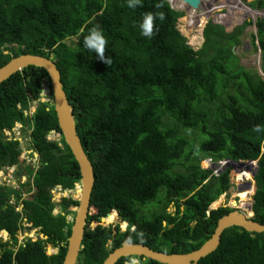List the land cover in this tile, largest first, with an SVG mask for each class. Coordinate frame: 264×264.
<instances>
[{
  "label": "trees",
  "instance_id": "1",
  "mask_svg": "<svg viewBox=\"0 0 264 264\" xmlns=\"http://www.w3.org/2000/svg\"><path fill=\"white\" fill-rule=\"evenodd\" d=\"M250 6L261 9L264 0ZM149 12L157 15L151 38L140 28ZM182 16L167 0H141L135 8L128 7V0H0V67L21 54L52 57L93 166L91 208L77 264H102L124 241L165 253L198 249L218 219L232 211L228 206L209 209L231 184L230 168L216 175L201 167L206 159L257 161L252 212L253 220L264 224V76L240 65L232 51L252 22L227 32L209 21L202 45L194 49L179 28ZM94 26L107 39L110 65L83 46ZM255 26L252 43L264 74V19ZM43 84L49 85V77L36 66L0 84V168L14 165L26 172L20 185L33 186L35 192L24 200L23 215L43 235L14 250L20 213L7 203L13 190L0 187V230L11 237L0 242V264H62L73 224L66 216L74 215L78 204L63 196L53 213L50 191L74 189L80 171L52 101L41 100ZM34 101L38 106L29 113ZM17 123L28 127L35 167L23 166L19 141L6 134ZM258 125L261 131H254ZM51 131L59 140L47 138ZM171 203L174 210L168 212ZM110 211L135 229L103 226L100 218ZM48 244L58 246V253L48 255ZM146 264L159 263L146 259ZM198 264H264V233L227 228L218 248Z\"/></svg>",
  "mask_w": 264,
  "mask_h": 264
},
{
  "label": "water",
  "instance_id": "2",
  "mask_svg": "<svg viewBox=\"0 0 264 264\" xmlns=\"http://www.w3.org/2000/svg\"><path fill=\"white\" fill-rule=\"evenodd\" d=\"M181 1L191 9H199L202 6V0ZM170 6L173 8L171 4ZM174 9L177 10L176 8ZM259 18L261 19V16H259ZM211 22L216 23V21L213 20H211ZM227 31L230 32L232 29ZM232 51L235 53L234 46L232 47ZM28 66L41 67L47 72L49 77V87L52 92V104L56 114L58 127L63 140L69 147L80 171L79 183L75 184V187L79 188L77 192L78 195L74 198L78 201V206L74 207L75 214L73 224L67 239L66 253L62 262V264H77L78 255L83 248L82 240L84 237L91 193L94 186L93 166L88 158L87 152L83 149L80 138L77 134L74 107L70 104L66 93L63 90L60 71L56 67L52 57H44L38 54H21L12 57L6 64L0 67V84L14 73L21 71ZM44 87L45 85L43 84L42 93L45 92ZM247 162L239 161L241 164ZM255 162L256 167L252 173L253 178L258 171L257 161ZM210 206V209H213L212 205ZM248 210L251 213L249 215L240 210H234L223 215L218 219L210 238L207 239L198 249L192 250L188 253H165L153 250L144 244L124 241L120 246L113 249L108 254L102 264H116L120 258L131 255L142 256L156 261L159 264H198V261L201 258L207 256L218 248L221 235L227 228L237 226L247 232L264 233V224L253 220L252 203L249 205ZM107 215H109V213ZM66 217L67 222H69V216ZM125 223V230L134 229V225L131 221H125Z\"/></svg>",
  "mask_w": 264,
  "mask_h": 264
},
{
  "label": "rangeland",
  "instance_id": "3",
  "mask_svg": "<svg viewBox=\"0 0 264 264\" xmlns=\"http://www.w3.org/2000/svg\"><path fill=\"white\" fill-rule=\"evenodd\" d=\"M252 1L253 0H235V2H232V0H202V6L199 9H193L192 11L190 10L191 8L187 7L186 4H184V6H181L179 4L180 3L179 0H176L175 2H171V1L170 2L172 3L171 5L173 8H176L178 9V11L183 13L182 18L179 19L178 21V25L181 31H183L184 35L187 37L188 42L191 43L190 45H193L194 49H197L198 47L202 45L203 43L202 29L210 20L215 21L214 18L216 15H222L225 18L227 17L228 19H231V16L233 14L239 15V18H237L236 22L232 25L231 23L229 24L230 20L228 19L224 21L216 20L215 24L222 25L225 31L229 29L233 30L236 26L241 25L245 23L246 21H251L252 24L247 25L245 29L243 30V32L241 33L239 37L240 42L237 46L234 47V51H235V55L239 59L240 65H242L248 70L256 71L258 74H262L264 76L261 70L260 51L258 49H255L252 43V37H251L253 33H256V26H255L256 20L259 19V16H261V19H264V6L261 9L257 7L252 8L250 6V3ZM202 19L203 21H201ZM199 20L200 22H198L197 24V21ZM192 37H195V41L192 40ZM72 40L74 39H70V41H67V42L70 43ZM195 42H197L198 44L196 45ZM44 85H45L44 87L45 92L42 93L41 100L43 102L44 101L53 102V99L50 98L51 97L50 95L52 94V92L50 91L49 85L48 84H44ZM37 106H38L37 101L32 102L30 105L29 113L35 111ZM6 134H8L9 138L15 135L18 138H22L21 139L22 143H20V147L23 148V151L21 152V158L23 161L25 160L24 165H30L31 167H35L37 165V153L36 155L35 153L32 155V152H34V149L31 147V144H30L28 127L27 126L25 127L16 126L11 132L6 131ZM47 138L56 140V141L59 140L58 134H56L54 131H51L48 134ZM244 162H247V161H244ZM215 164L217 165L216 166L209 165L206 159L201 162V167L203 169H212L216 175L220 174L225 168H230L229 177H230L231 186L227 192L220 195V197L214 201V202L219 201V204H217L216 206H213L214 202L210 204L212 205V208L217 209L218 207L228 206V207H232L235 209H239L245 214L248 213L247 208H245L244 210L239 208L240 200H241L240 193H242V191L244 190L249 191V185L243 186V182L245 181L240 180L241 179L240 174H242L243 171L239 172V170L244 169L246 172L247 171L250 172L249 174L252 176V173L256 167V166L253 167L255 163L244 165L242 166V168H239L238 171H236V169H233L227 166V163L225 162V160L219 161ZM2 171H3V168L0 169V174L2 173ZM4 172H6L7 174V171H4ZM25 174H26L25 171L21 173L19 172L18 176H20L19 178L22 177L24 179L23 181H26V177L24 176ZM18 176L15 175L13 177H8L7 179L0 178V184L7 183L8 185L11 184L13 186H16L18 184V181L17 180L15 181V179ZM245 183L250 184V185L253 184L254 192H255V181H254L253 176H252V180H250L249 182H245ZM78 189H79L78 187H75L72 190H61V188L59 187L53 188L52 195L54 197L55 203L58 204L62 196H66V197L68 196L71 198H75L77 195ZM254 192L252 193V195L248 196V198L250 199V201H248L249 204L252 203ZM213 209H210V210H213ZM59 210L60 208L58 207L56 211H59ZM167 210L168 212H171L174 210V206L172 203L169 205ZM249 214L251 213L249 212L248 215ZM116 215H117L116 212L111 211L110 215H108L107 218L103 220L101 219V224L107 227L108 226L114 227L115 225L120 226L121 224L120 230H124L126 223L124 222L121 223L118 215L117 216ZM73 219H74V215H69V221L73 222ZM94 225L95 223L93 222L91 227H94ZM33 231H34L33 237H35L36 236L35 230H31L30 232L29 230H27L25 232H26V235H28L27 233L33 234ZM19 233H23V232L20 231ZM21 237H22L21 235L19 234L17 235V238H21ZM47 250L49 253L53 251L51 248L48 249V247H47ZM54 250L56 251V249ZM133 261H139V264H145L143 260H139V258L137 257L136 258L132 257L129 261L126 262V264H132Z\"/></svg>",
  "mask_w": 264,
  "mask_h": 264
},
{
  "label": "flooded vegetation",
  "instance_id": "4",
  "mask_svg": "<svg viewBox=\"0 0 264 264\" xmlns=\"http://www.w3.org/2000/svg\"><path fill=\"white\" fill-rule=\"evenodd\" d=\"M211 21V20H210ZM235 47V46H234ZM16 126H21L22 127V125H21V123H17L16 124ZM15 126V127H16ZM18 128V127H17ZM14 129V128H13ZM12 129V130H13ZM14 140H17V141H19V144L20 143H22V138H18V137H16V135L15 136H13L12 137ZM21 150L23 151V148H21ZM35 153V155H36V152L34 151V152H32V155ZM24 167L26 166V165H23ZM1 169V168H0ZM4 171H7V174H6V172H4ZM18 174H19V170H18V167L17 166H3V171H2V173L0 174V178H2V179H7L8 177H13V176H15V175H17L18 176ZM25 177H26V174L24 175ZM20 176H18V177H16V179H15V181L17 180L18 181V184L16 185V186H13V185H8L7 183H3V184H0V187H4V186H9V188H11L13 191H11V192H7L8 193V199H7V203L8 204H10V205H13L18 211H19V213H20V219H21V223H20V228H19V230L17 231V233H16V237H17V235L19 234V235H21L22 237L21 238H17V245L15 246V248H14V250L16 251L17 250V247L18 246H20V245H24V242H26V240H28V239H31V240H36V238H43V235H42V233H40V227H37V228H34V227H32L31 226V224L30 223H28L27 221H26V218L24 217V215H23V210H24V200H27L32 194H34V192H35V189L33 188V186H22V185H20L21 184V182H25V181H23L24 179L21 177V178H19ZM20 182V183H19ZM237 187H239V186H237ZM52 191L53 190H51L50 192H51V195H52ZM16 194H18V195H16ZM63 197V196H62ZM61 197V198H62ZM66 197V196H65ZM68 197V196H67ZM71 198V197H70ZM52 200L54 201V197H53V195H52ZM55 202V201H54ZM76 206H78V204L77 205H75L74 207H76ZM59 207V205L58 204H56L55 205V207L53 208V213L54 214H56L58 211H56V209ZM60 208V207H59ZM91 208V206L89 205V209ZM230 208H232V207H230ZM234 210H239V209H235V208H232V211H234ZM92 211V210H91ZM242 212V211H241ZM109 214L111 213V211L110 212H108ZM107 213V214H108ZM88 214H89V210H88ZM106 214V216H104V217H101L100 218V223H101V219L103 220V219H105L108 215ZM67 216H69V215H67ZM88 216V215H87ZM117 216V215H116ZM67 218V217H66ZM120 219V218H119ZM86 220H87V218H86ZM120 222L122 223V222H124L125 223V221H121L120 220ZM93 224V222L91 223V225ZM118 227H119V229H120V227H121V224H120V226L118 225ZM134 229H135V226H134ZM134 229H131V230H134ZM27 230H29V232L31 231V230H35V234H36V236L35 237H33V235H34V231H33V234H31V233H27L28 235H26V232L25 231H27ZM20 231H22L23 233H19ZM120 231H129V230H120ZM46 238V237H45ZM0 242H2V243H5V242H11V237H10V234L6 231V230H0ZM110 244H111V242H109ZM47 247H48V249L49 248H51L53 251L52 252H48V250H47ZM53 247V248H52ZM54 249H56V251L54 250ZM58 251H59V249H58V246H52V245H50V244H48L47 246H46V253L48 254V255H52V254H56V253H58ZM65 253H66V251H65ZM65 256V255H64ZM129 259L127 260V261H129L132 257H135L136 258V256L135 255H131V256H127ZM140 257H142V256H140ZM64 259V258H63ZM146 259L147 258H139V260H143L144 261V263L146 264ZM127 261H124L123 262V264H126V262ZM63 262V261H62Z\"/></svg>",
  "mask_w": 264,
  "mask_h": 264
},
{
  "label": "clouds",
  "instance_id": "5",
  "mask_svg": "<svg viewBox=\"0 0 264 264\" xmlns=\"http://www.w3.org/2000/svg\"><path fill=\"white\" fill-rule=\"evenodd\" d=\"M168 1V0H167ZM169 2V1H168ZM141 4V0H128V7L135 8L136 6ZM174 9V8H173ZM178 11V9L176 10ZM159 19L163 20V14H158ZM157 18L156 14L153 13H145L143 17V22L140 25L141 34L145 37L151 38L154 33V21ZM107 39L103 35L102 30L98 26H94L88 31V35H86L83 39V46L96 53V55L106 64H111V59L105 57V50L107 46ZM254 131H261V127L258 125L254 128ZM251 161V160H250ZM239 162V161H237ZM256 166V162H255ZM79 183V182H78ZM72 190V189H71ZM116 212V211H114ZM75 213V212H74ZM117 213V212H116ZM70 222V221H69ZM132 264H139V261H133Z\"/></svg>",
  "mask_w": 264,
  "mask_h": 264
},
{
  "label": "bare ground",
  "instance_id": "6",
  "mask_svg": "<svg viewBox=\"0 0 264 264\" xmlns=\"http://www.w3.org/2000/svg\"><path fill=\"white\" fill-rule=\"evenodd\" d=\"M169 1V3L170 4H172L171 2H175L176 0H168ZM171 1V2H170ZM180 1V5L181 6H184V2H182L181 0H179ZM174 4V3H173ZM179 5V6H180ZM191 11L193 10V9H190ZM237 18H239V15H234V16H231V19H228V20H232V19H237ZM201 21H203V19L201 20ZM191 22V21H190ZM198 22H200V20L199 21H197V24H198ZM190 24V23H189ZM201 24V23H200ZM246 169V168H245ZM241 171H243L242 172V174H240V176H241V179L240 180H243V181H245V182H249L250 180H252V176L249 174L250 172H246L244 169L243 170H239V172H241ZM245 182H243V186H248L249 185V191L248 190H244V191H242V193H240V197H241V200H240V206H239V208L240 209H245V208H247V210H248V207H249V202L248 201H250V199L248 198V196L249 195H252V193L254 192V185L252 184V185H250V184H246ZM245 183V184H244ZM77 192H78V190H77ZM77 195H78V193H77ZM217 204H219V201H216V202H214V204H213V206H216ZM250 211L248 210V213H249ZM248 213H246L247 215H248ZM110 215V214H109ZM108 217V216H107ZM106 217V218H107Z\"/></svg>",
  "mask_w": 264,
  "mask_h": 264
},
{
  "label": "built area",
  "instance_id": "7",
  "mask_svg": "<svg viewBox=\"0 0 264 264\" xmlns=\"http://www.w3.org/2000/svg\"><path fill=\"white\" fill-rule=\"evenodd\" d=\"M207 162L209 163V165H213V166L217 165V164L213 163L211 160H207ZM225 162L227 163V166H229V167H231L233 169H236V171H238L239 168H242V166H244V165H249V164H254L255 163L254 161H248L245 164H241V163H239L237 161H233V160H230V159L225 160ZM253 167H255V165H253Z\"/></svg>",
  "mask_w": 264,
  "mask_h": 264
}]
</instances>
